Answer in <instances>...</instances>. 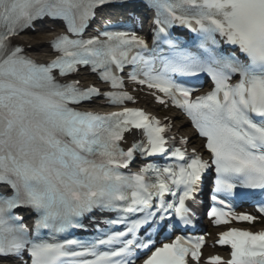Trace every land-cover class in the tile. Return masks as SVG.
Returning a JSON list of instances; mask_svg holds the SVG:
<instances>
[{"label":"snow or ice","instance_id":"6c2138e0","mask_svg":"<svg viewBox=\"0 0 264 264\" xmlns=\"http://www.w3.org/2000/svg\"><path fill=\"white\" fill-rule=\"evenodd\" d=\"M142 2L155 13L152 46L110 16L84 38L98 12L133 7L128 0H0V264H200L204 236L159 246L156 236L192 224L211 172L215 225L257 219L226 198L258 195L264 215V0ZM44 22L70 34L52 41L58 55L49 63L13 43ZM176 28L195 36L182 39ZM129 66L131 83L191 120L210 161L189 155L183 138L177 147L167 124L125 106L135 102L120 75ZM81 67L113 90L60 82ZM205 75L213 88L195 98L198 89L178 82ZM100 97L122 110H84ZM133 129L141 139L125 150ZM86 220L94 234L76 236L89 231ZM218 243L230 245L231 259L206 264H264V231L232 228Z\"/></svg>","mask_w":264,"mask_h":264},{"label":"bare ground","instance_id":"6f19581e","mask_svg":"<svg viewBox=\"0 0 264 264\" xmlns=\"http://www.w3.org/2000/svg\"><path fill=\"white\" fill-rule=\"evenodd\" d=\"M44 31V28H39V32ZM52 31H48L45 29V34L40 35L39 37H30L27 34L22 35L18 41L21 44H26L27 46H30V55L37 58H42L46 52H48V44L47 42L51 39Z\"/></svg>","mask_w":264,"mask_h":264}]
</instances>
